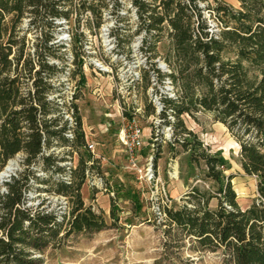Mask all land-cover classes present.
<instances>
[{"label":"trees","instance_id":"obj_1","mask_svg":"<svg viewBox=\"0 0 264 264\" xmlns=\"http://www.w3.org/2000/svg\"><path fill=\"white\" fill-rule=\"evenodd\" d=\"M113 1L115 7L120 4ZM73 2L0 0V170L17 154L23 168L4 183L5 193L0 194V264H41L35 255L47 247L60 245L71 234L99 232L106 226L80 197L82 184L92 175L93 158L78 153L76 166L64 170L57 165L64 159L49 151L53 142L75 150L86 146L75 105L68 109L70 127L66 121L58 124L54 114L59 104L49 99L57 69L48 58L54 56L53 48H63L51 43L52 31L56 20L69 22ZM129 2L136 17L134 34L142 37L146 51L155 53L163 37L168 44L164 60L174 98L162 97L161 108L155 111L169 128L165 142L188 152L190 163L202 161L204 180L214 186L213 192L193 186L184 193L181 206L162 208L168 242L177 250L186 240L190 251L218 253L222 264H264V0H239L237 9L219 0ZM101 6L104 0L79 1L81 10L91 12L95 29ZM203 11L216 22L215 31L207 27ZM24 18L28 27L22 31ZM30 32L37 41L32 52L27 46ZM76 64L79 70L81 59ZM143 79L147 82L146 74ZM151 104L143 105L144 110L153 108ZM132 112L124 107L122 117ZM197 112L210 114L226 128L238 145L242 171L257 178V197L248 207L237 205L232 177L223 175L224 160L203 149L183 126L181 116L193 118ZM175 131L189 139H176ZM32 165L46 172L45 192L61 196L66 212L59 215L24 206L25 194L32 188ZM54 174L64 179H53ZM211 199L216 200L214 208L208 207Z\"/></svg>","mask_w":264,"mask_h":264},{"label":"rangeland","instance_id":"obj_2","mask_svg":"<svg viewBox=\"0 0 264 264\" xmlns=\"http://www.w3.org/2000/svg\"><path fill=\"white\" fill-rule=\"evenodd\" d=\"M79 1L87 4L91 0H74L69 22L63 19L55 21L51 43L63 48H53L54 56L48 58L49 64L57 69L49 97L59 104L60 108L54 114L59 118L58 124L66 121L72 127V116L71 122L65 120L64 116L71 104L75 105L84 140L92 144V150L86 146L75 150L71 146H60L53 142L49 151H53L54 157L64 159V162H57L64 170L68 165L70 168L76 166L78 153L84 152L93 158L92 175H88L82 184L80 197L84 206H90L94 213L101 215L106 226L99 232L71 234L60 245L49 246L35 256L41 259V264H222L220 254L190 251L186 240L181 249L173 247L164 234L166 227L162 226L161 219L152 210L164 196L167 207L181 206L184 193L193 186L213 192V183L204 180L202 161L190 163L188 152L178 144L167 145L165 140L169 136L155 114L156 108L151 102L153 108L149 107L146 111L143 108L149 103L145 93L147 82L143 79L140 91L143 112L138 121L143 132V145L136 154V168H133L118 141L122 118L119 108L124 106L116 101L107 78L93 75L88 65L101 53H130L135 47L139 35L134 34L136 17L133 7L129 0H117L120 4L116 7L113 0H104V6L98 8L101 15L99 28L95 29L91 12L81 10ZM219 1L234 9L239 5V0ZM204 5L199 3V7ZM203 14L209 30L215 31L214 19L206 11ZM21 26L25 31L28 19H22ZM26 36L30 40L28 50L32 52L37 41L32 32ZM40 45L38 52H41ZM167 48V41L163 37L157 43L155 53H146H151L154 60L166 65ZM77 58L81 59L79 70ZM80 75L82 81H79ZM160 90L159 85L154 88L155 94H160L161 101ZM181 120L183 126L195 134L203 149L224 160L223 175L232 177L230 184L237 205L241 209L248 207L257 197V178L242 171L238 145L226 128L203 112L195 113L193 118L182 115ZM152 130H156L158 135L155 139ZM173 134L176 139H189L176 131ZM70 150L72 154L67 155ZM20 156L17 154L9 159L0 170V194L5 193L4 182L23 169ZM9 163L13 164L11 173L2 176ZM148 163L152 176L146 181L143 171ZM30 171L29 184L32 188L25 194L24 206L43 208L45 212L59 215L66 212L65 200L61 196L45 192L49 189V185L42 182L47 179L46 172L39 165H32ZM169 171L173 172L171 177L168 176ZM53 179L64 177L54 174ZM100 181L101 186H98L96 183ZM215 205V199L208 203L209 208Z\"/></svg>","mask_w":264,"mask_h":264},{"label":"built area","instance_id":"obj_3","mask_svg":"<svg viewBox=\"0 0 264 264\" xmlns=\"http://www.w3.org/2000/svg\"><path fill=\"white\" fill-rule=\"evenodd\" d=\"M136 42L137 44L131 49L130 53H101L88 63L93 75L107 78L110 84V90L115 96L116 101H119L126 110L133 108V112L128 117L121 118V126L118 130V141L122 146L123 153L127 157L129 164L133 168H136V154L143 145V132L138 123L139 118L136 116V113L142 111V100L140 95L142 76L144 74L147 76L145 93L148 102H151L155 106L156 112L161 108L160 94L157 96L154 92V88L157 87V85L161 87V97L174 98L173 87L167 76L170 73L167 66L162 62L154 60L151 53H146L147 51L143 46L142 37L140 35ZM155 63H157V65H155ZM119 109L122 114V108ZM64 119L71 122V112L66 113ZM164 129L168 133V137L169 128L166 127ZM66 136L70 137V134ZM152 136L155 139L157 136L156 130H154ZM86 147L92 150V144L86 143ZM150 168L149 163L145 165L143 178H145L146 181L150 180L152 176ZM138 172H141V170ZM172 173L173 172L169 171L168 176L171 177ZM8 180L9 179H7L6 182ZM96 184L101 186V181ZM93 185V187H95V184ZM165 202H167L166 197H161L160 203H156V205L152 207V210L157 213L159 219H162L164 216L162 208L164 206L167 207Z\"/></svg>","mask_w":264,"mask_h":264},{"label":"bare ground","instance_id":"obj_4","mask_svg":"<svg viewBox=\"0 0 264 264\" xmlns=\"http://www.w3.org/2000/svg\"><path fill=\"white\" fill-rule=\"evenodd\" d=\"M13 169V164L9 163V165L5 168V170L2 172V176H6L7 173H9L10 171H12ZM11 173V172H10Z\"/></svg>","mask_w":264,"mask_h":264}]
</instances>
